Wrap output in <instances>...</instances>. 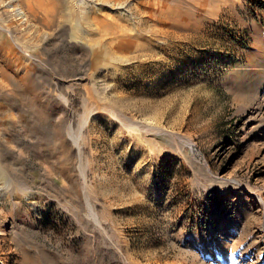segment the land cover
Listing matches in <instances>:
<instances>
[{
	"label": "rangeland",
	"instance_id": "rangeland-1",
	"mask_svg": "<svg viewBox=\"0 0 264 264\" xmlns=\"http://www.w3.org/2000/svg\"><path fill=\"white\" fill-rule=\"evenodd\" d=\"M84 1L0 0V264H264V0Z\"/></svg>",
	"mask_w": 264,
	"mask_h": 264
},
{
	"label": "bare ground",
	"instance_id": "bare-ground-1",
	"mask_svg": "<svg viewBox=\"0 0 264 264\" xmlns=\"http://www.w3.org/2000/svg\"><path fill=\"white\" fill-rule=\"evenodd\" d=\"M4 1H6V0H4ZM13 1H15V0H8V2L6 3V7L5 8H7L6 10L8 11V10H15V11H17V14L18 15H20V18L22 17V16H24L25 17V13L23 12V10H21V8L19 9V8H15V5L13 4ZM94 1V0H93ZM124 1V0H123ZM127 1V0H126ZM99 2H101L103 5H106V6H110V8L111 7H116V8H118V9H122V10H125L126 11V3H124V2H122V1H120V0H100ZM17 4H18V2H17ZM59 4V3H58ZM87 5L88 4V2L87 3H85V1L84 0H79V2H78V6H82V5ZM90 4V3H89ZM95 4H97V3H95ZM61 5V4H60ZM62 6H63V4H62ZM94 6V5H93ZM3 7H4V5H3ZM2 7V8H3ZM87 7H88V5H87ZM58 8H60V7H58ZM65 9L67 8L66 6L64 7ZM64 8H62V9H64ZM77 8H79V7H77ZM80 9L81 8H79V11H80ZM99 9V8H98ZM2 10V9H1ZM68 10V9H67ZM63 11V10H62ZM85 11V10H84ZM92 11V10H91ZM4 12V11H3ZM81 12V11H80ZM87 11H85V13H86ZM1 13V12H0ZM65 13H66V11H65ZM88 13L89 12H87L86 14H84V16H82V18H83V20L85 21L84 23H87V22H90L91 20H89V16L91 17V15H88ZM96 13V12H95ZM13 14V13H12ZM61 14L62 13H60L59 15L61 16ZM4 15V14H3ZM6 15V14H5ZM10 15V14H9ZM8 15V16H9ZM63 15V14H62ZM64 16H66V15H64ZM81 16V15H80ZM102 16V15H101ZM100 16V17H101ZM18 17V19H20L19 18V16H17ZM62 17V16H61ZM94 17H96V16H94ZM107 17V16H106ZM96 18H98V17H96ZM102 18V17H101ZM0 19H2V15L0 14ZM4 19V18H3ZM22 19V18H21ZM24 19V18H23ZM81 19V18H80ZM91 19V18H90ZM82 20V19H81ZM109 20V19H108ZM1 21V20H0ZM2 21H4L5 22V19L4 20H2ZM1 21V22H2ZM6 21H8V19L6 20ZM20 21V20H19ZM23 21V20H22ZM22 21H20V22H22ZM80 21V20H79ZM94 21V20H93ZM105 21V20H104ZM104 21L102 22V23H104ZM0 22V23H1ZM9 22V21H8ZM11 22V21H10ZM25 23L26 22H28V21H24ZM83 22V21H82ZM24 23V24H25ZM84 23H82L81 24V22H80V26H82ZM95 23V22H94ZM106 23V22H105ZM57 24V23H56ZM90 24V23H89ZM98 24V23H97ZM101 24V23H100ZM27 25V24H26ZM99 25V24H98ZM97 25V26H98ZM102 25V24H101ZM106 25H108V24H106ZM5 26H6V28L7 27H9V24H5ZM78 26V25H77ZM4 27V26H3ZM3 27H2V29H3ZM79 27V26H78ZM91 27H92V25H91ZM99 27H100V25H99ZM87 28V27H86ZM5 29V28H4ZM3 29V30H4ZM94 29V28H93ZM101 29V28H100ZM10 31H11V29H9ZM9 30H6V31H9ZM94 30H96V29H94ZM1 31V30H0ZM9 31V32H10ZM91 31H92V29H91ZM97 31V30H96ZM15 32V31H14ZM93 32V31H92ZM6 33V32H5ZM11 33H13V32H11ZM97 33H99V32H97ZM18 34V33H17ZM83 34V33H82ZM81 34V35H82ZM100 34V33H99ZM17 36V35H16ZM19 37V36H18ZM80 37V36H79ZM94 39H95V37H94ZM24 41V40H23ZM96 41V40H95ZM97 42V41H96ZM15 43V42H14ZM100 43V42H99ZM89 45V44H88ZM85 46V45H84ZM97 46V45H96Z\"/></svg>",
	"mask_w": 264,
	"mask_h": 264
}]
</instances>
